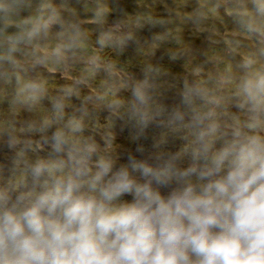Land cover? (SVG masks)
I'll return each instance as SVG.
<instances>
[{"label": "clouds", "instance_id": "9594fccd", "mask_svg": "<svg viewBox=\"0 0 264 264\" xmlns=\"http://www.w3.org/2000/svg\"><path fill=\"white\" fill-rule=\"evenodd\" d=\"M136 4L0 0V264H264V0Z\"/></svg>", "mask_w": 264, "mask_h": 264}, {"label": "rangeland", "instance_id": "374dc122", "mask_svg": "<svg viewBox=\"0 0 264 264\" xmlns=\"http://www.w3.org/2000/svg\"><path fill=\"white\" fill-rule=\"evenodd\" d=\"M169 3H171V0H169ZM112 6L114 8H117V9L124 8L128 12H133L136 9L137 4H136V0H112ZM157 11L160 12V13H163V7L162 6H157ZM150 34L151 33L148 31L147 28L142 33V35H144V36H150ZM186 36L189 39H193L194 45L196 47L203 48V47L206 46V41H205L204 35H201L198 38H193L188 33H186ZM128 53H130L131 55L133 54V51H132L131 48L128 50ZM159 55H160V53L158 52L157 53V57H159ZM172 68H173V71H175V72L182 71L181 65L179 63L174 64L172 66ZM137 71H138V69H137Z\"/></svg>", "mask_w": 264, "mask_h": 264}, {"label": "trees", "instance_id": "16d2710c", "mask_svg": "<svg viewBox=\"0 0 264 264\" xmlns=\"http://www.w3.org/2000/svg\"><path fill=\"white\" fill-rule=\"evenodd\" d=\"M127 55H128V56H131V54H130V53H127ZM122 59H123V58H122Z\"/></svg>", "mask_w": 264, "mask_h": 264}]
</instances>
